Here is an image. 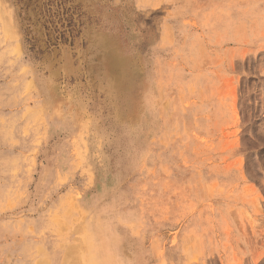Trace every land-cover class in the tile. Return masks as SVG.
<instances>
[{
    "label": "rangeland",
    "instance_id": "obj_1",
    "mask_svg": "<svg viewBox=\"0 0 264 264\" xmlns=\"http://www.w3.org/2000/svg\"><path fill=\"white\" fill-rule=\"evenodd\" d=\"M0 15V264H264V0Z\"/></svg>",
    "mask_w": 264,
    "mask_h": 264
},
{
    "label": "bare ground",
    "instance_id": "obj_2",
    "mask_svg": "<svg viewBox=\"0 0 264 264\" xmlns=\"http://www.w3.org/2000/svg\"><path fill=\"white\" fill-rule=\"evenodd\" d=\"M1 15H2V14H1ZM1 15H0V16H1ZM0 20H2V21H1V25H0V30L2 29V32H4L6 36H9V32H10L9 29H10V28H9V25H7V24H8V21H7V23H6V21H4L2 17L0 18ZM4 40H5V38H4ZM0 41H1V40H0ZM10 46H11V45H10ZM10 48H11V47H10ZM12 48H13V47H12ZM15 49H17V48H15ZM11 51H12V50H11ZM13 52H14V51H13ZM17 52H18V51H17ZM109 52H110L111 55H108L107 58H108V59L112 62V64H113V65H112V70H111V72H112V73H111V76H112L113 74L116 73L117 68H118V65L121 66L122 64L119 63V61L117 60L118 58L116 57L115 53L113 54L112 50H109ZM15 53H16V52H15ZM9 58H10V57H9ZM2 59H3V58H2ZM106 60H107V59H106ZM111 76H110V77H111ZM115 80H116V79H115ZM2 120H3V118H2ZM2 120H1V121H2ZM10 120H11V119H10ZM5 121H6V120H5ZM4 133H5V132H4ZM4 133H3V134H4ZM9 134H10V133H9ZM5 137H6V136H5ZM7 138H8V137H7ZM8 139H9V138H8ZM5 160H6V162H7L8 165H9L8 167H10V166L12 167V166H13L14 161H13L11 158H6ZM10 171L13 172L14 170H13L12 168H10ZM7 172H8V171H7ZM7 172H6V173H7ZM61 201H62V200H61ZM98 228H99V227H98ZM87 233H88V232H87ZM89 233H91V232H89ZM81 236L83 237V235H81ZM100 239H101V238H100ZM82 240H83V239H82ZM79 241L81 242V239H80ZM77 243H78V242H77ZM82 243H83V242H82ZM89 243H90V241H89ZM54 244H55V243H54ZM86 244L88 245V243H86ZM70 245H71V244H70ZM98 245H99V244H98ZM102 245H103V244H102ZM73 246H74V245H73ZM73 246H72V248H73ZM88 246L92 248L91 244H89ZM88 246H87V247H88ZM25 249H26V248H25ZM73 249H74V248H73ZM89 249H90V248H89ZM89 249H88V251H90ZM97 249H99V248H97ZM100 249H101V248H100ZM27 250H28V249H27ZM29 250H30V249H29ZM79 251H80V250H79ZM29 252H30V251H29ZM64 252H65V251H64ZM81 253H82V252H81ZM89 253H90V252H89ZM81 255H82V254H81ZM81 255H77V252H76V251H73V252H70V253L67 254V259L70 260V262H71L70 264H72L73 262H74V263H80V260H81V258H82ZM90 255H91V254H90ZM92 256H93V255H92ZM108 256H109V255H108ZM118 257H119V256H118ZM48 258H49V257H48ZM69 260H68V261H69ZM110 260H111V259H110ZM110 260H109V261H110ZM93 261H95V260H93ZM122 261H123V260H122ZM91 262H92V260H91ZM95 262H96V261H95ZM85 263H86V262H84V264H85ZM122 263H123V262H122ZM104 264H105V263H104ZM115 264H116V262H115Z\"/></svg>",
    "mask_w": 264,
    "mask_h": 264
}]
</instances>
